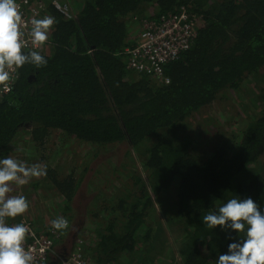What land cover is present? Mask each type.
<instances>
[{
    "label": "trees",
    "instance_id": "trees-1",
    "mask_svg": "<svg viewBox=\"0 0 264 264\" xmlns=\"http://www.w3.org/2000/svg\"><path fill=\"white\" fill-rule=\"evenodd\" d=\"M32 1L55 22L41 48L22 52L36 50L48 62L17 69L12 90L0 97V158L25 134L36 149L56 130L60 139L94 148V156L125 144L144 173L132 169L130 184L102 188L88 203L94 236L82 243L88 264H216L236 234L209 229L204 215L234 195L264 206V0H55L70 17L52 0ZM180 8L194 35L188 50L162 66L168 82L127 69L133 24ZM233 93L240 102L218 111L246 121L220 132L207 109ZM56 170L46 168L43 189L63 197V211L75 222L71 203L82 181ZM76 242L67 239L56 255H67Z\"/></svg>",
    "mask_w": 264,
    "mask_h": 264
},
{
    "label": "clouds",
    "instance_id": "clouds-1",
    "mask_svg": "<svg viewBox=\"0 0 264 264\" xmlns=\"http://www.w3.org/2000/svg\"><path fill=\"white\" fill-rule=\"evenodd\" d=\"M68 12L70 15L69 9ZM21 22L16 0H0V85L11 80L9 69H19L26 64L40 68L48 62L36 50L22 52ZM54 22L52 17L31 20L33 49H39L48 39V30ZM45 174L46 169L41 165L29 167L11 157L0 158V264H35L33 255L24 247L28 228L21 223L9 225L6 220L23 214L29 206L23 195H8L9 182L23 185L28 178ZM203 223L209 229L220 226L221 230L227 228L236 234V239L228 244L224 254L218 256L216 264H264V206L251 197L242 199L234 195L215 211L204 215ZM68 227L69 221L64 217L51 221L54 230L62 231Z\"/></svg>",
    "mask_w": 264,
    "mask_h": 264
},
{
    "label": "rangeland",
    "instance_id": "rangeland-1",
    "mask_svg": "<svg viewBox=\"0 0 264 264\" xmlns=\"http://www.w3.org/2000/svg\"><path fill=\"white\" fill-rule=\"evenodd\" d=\"M139 22L138 24L134 23L133 27L129 29L130 32L133 31V35L139 26ZM250 93L252 94L251 91ZM250 93L249 96L251 95ZM255 93L256 92L254 91V94ZM227 98L228 99L223 100L219 99L217 102L218 106L214 105L207 110L211 112L212 118L216 117L219 119L217 130L220 132L229 130L228 133H230V128L234 127L239 129L241 126L240 123L246 121V118H241L240 116L237 117L238 115L231 112L225 113L226 111H224V109L231 111V105H234L241 100V97L236 93H233L231 97ZM250 101L251 99L248 98L247 105H249ZM219 105L224 109L220 108L222 110L218 111ZM223 113L226 114L227 120ZM241 113L243 112L241 111ZM60 135L61 132L59 130L54 131L50 137H48L49 141L44 147L35 149V146L31 147L32 145L29 140V135L25 134L22 140L18 141L16 144H12L9 156L13 159L24 162L26 166L29 167L38 164L45 169H49L51 167L55 168L56 165H58L61 167V170H56L57 174L60 175V172H66V174L73 172L74 177L76 179H81L82 181L80 189L71 203V210L75 213V222L67 219V214H69V212L64 213L63 211L65 206L63 203V197L56 190L43 189L49 184L48 179H45V175L28 178L27 182L23 185L16 182H9V196L25 194L29 195L31 199L27 200L29 205L28 209L23 214L15 217L12 221L17 222L24 218L30 221L32 227H38L39 230L46 228L47 225L45 223L49 220L52 221L53 218L65 217L69 221L66 236L61 239L60 243H57L53 247L51 261L54 262L58 260L59 255H56L59 249L58 247H62L67 239H70L71 243H74V241L78 239L89 245L93 243L94 236L90 234L93 225L90 224V220L86 217L88 216L86 213L89 211L88 203L93 199V196L102 193V188L103 191L109 188L111 191L113 190L116 192L117 187L120 189L122 188V184H130L132 179L130 182L129 179L133 173L131 172L132 169L137 170L138 175L144 173L142 170V162L139 159H136L134 153H130V156L126 154L125 150H127V148L125 147V144L109 145L104 150L98 151L97 157L93 155L95 149L90 148L88 144L83 145L74 140H66L65 138L60 139ZM85 167H87L86 171ZM33 182L40 183L41 187L34 188L31 184ZM23 187L24 193L22 192ZM98 191L100 192L98 193ZM101 197L103 198V196ZM158 208L159 206L156 204L155 212L157 215H160V209L158 210Z\"/></svg>",
    "mask_w": 264,
    "mask_h": 264
},
{
    "label": "built area",
    "instance_id": "built-area-1",
    "mask_svg": "<svg viewBox=\"0 0 264 264\" xmlns=\"http://www.w3.org/2000/svg\"><path fill=\"white\" fill-rule=\"evenodd\" d=\"M22 16L20 31L23 32L21 39L24 41L22 51L31 50L32 42L30 36L31 20L39 19L42 16V3L38 1L16 0ZM51 4L63 15L70 16L68 8L52 1ZM139 32H136L134 44L128 50L126 67L129 70L145 72L154 75L157 79L163 78L164 83L168 82L163 77L162 66L170 61L177 60L182 53L189 49L191 39L194 35V25L188 20L185 9L180 8L177 14L167 16L166 19L154 21L142 19L139 23ZM138 33V34H137ZM41 48V47H40ZM11 80L0 85V97L8 94L13 87L17 77V69H9ZM65 218V217H64ZM9 225L21 223L28 228L24 247L34 257L35 264H48L53 252L55 242L59 241L67 230L57 231L47 225L46 232L35 230L27 219H20L15 222L6 218ZM83 241L77 240L75 248L65 256H58L56 264H88L89 260L84 258L82 252Z\"/></svg>",
    "mask_w": 264,
    "mask_h": 264
},
{
    "label": "crops",
    "instance_id": "crops-1",
    "mask_svg": "<svg viewBox=\"0 0 264 264\" xmlns=\"http://www.w3.org/2000/svg\"><path fill=\"white\" fill-rule=\"evenodd\" d=\"M52 1H55V0H52ZM52 6H53V5H52ZM44 12H45V10L42 11V17H43V18L48 17V16H49V13H48V15H47V14H44ZM49 30H50V29H49ZM49 30H48V32H49V34H50L51 31H49ZM136 32H139V27H138L137 30L134 32V35H135ZM132 33H133V32L130 33V36H131V38L134 40V35H133ZM137 34H138V33H137ZM49 221H50V220H49Z\"/></svg>",
    "mask_w": 264,
    "mask_h": 264
}]
</instances>
